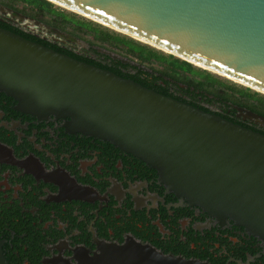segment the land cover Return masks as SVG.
Returning <instances> with one entry per match:
<instances>
[{
	"label": "water",
	"instance_id": "95a60500",
	"mask_svg": "<svg viewBox=\"0 0 264 264\" xmlns=\"http://www.w3.org/2000/svg\"><path fill=\"white\" fill-rule=\"evenodd\" d=\"M47 1L264 94V0ZM0 92L16 111L64 120L66 134L97 138L131 155L155 171L167 193L264 238V134L1 28ZM129 258L114 264H208L151 246ZM0 264H6L1 248Z\"/></svg>",
	"mask_w": 264,
	"mask_h": 264
},
{
	"label": "flooded vegetation",
	"instance_id": "af4514ba",
	"mask_svg": "<svg viewBox=\"0 0 264 264\" xmlns=\"http://www.w3.org/2000/svg\"><path fill=\"white\" fill-rule=\"evenodd\" d=\"M0 8L22 17L0 10V25L110 67L107 50L69 29L1 0ZM165 87L173 97L264 134V119L248 117V107L207 101L186 93L185 85ZM14 107L0 92V248L6 264H114L149 246L185 261L264 264L263 237L167 193L153 169L110 144L66 134L64 120L37 119Z\"/></svg>",
	"mask_w": 264,
	"mask_h": 264
},
{
	"label": "trees",
	"instance_id": "16d2710c",
	"mask_svg": "<svg viewBox=\"0 0 264 264\" xmlns=\"http://www.w3.org/2000/svg\"><path fill=\"white\" fill-rule=\"evenodd\" d=\"M1 1L3 4L10 7L20 5L22 7L21 12L27 11L33 15H47L50 23L59 29L68 28L72 33L89 34L94 41L100 42L101 48L104 50H106L104 48L105 46H109L114 51H119L123 55V57H121L120 55L115 54L116 56L128 61L129 63L135 61L138 66L136 67L130 64H122L119 60H113L107 57L104 59H107V62L110 65V67H108L100 64L99 62L78 59L74 56L68 55L73 59L95 65L120 78L129 79L132 82L139 83L142 86L156 91V93L183 103L186 102L168 94L167 87L165 86L179 88L181 85H185L186 93L192 94L197 92V95L202 97L205 96L204 99L207 101H228L236 106L248 107L255 112L264 114L263 94L253 91L246 86L245 88L239 87L219 80L204 69H200L199 67L179 60L171 55L163 54L147 44L139 41L136 42L126 36L106 30L102 28L101 25H98L88 19H81L75 16V14L62 11L56 8L53 4L49 3L47 0ZM0 28L11 33H15L24 39L35 41L49 47L35 38L27 37L20 32L8 29L6 26L0 25ZM89 43L93 44L91 41H89ZM49 49L64 54L56 48L49 47ZM152 62H156L159 68L156 69L155 67L146 65ZM144 66L147 67V71L142 69ZM122 70L126 72L132 71L133 74L121 75L119 74V71ZM153 84L157 87L153 86ZM186 104L197 107L191 103ZM202 110L206 111L205 109Z\"/></svg>",
	"mask_w": 264,
	"mask_h": 264
},
{
	"label": "rangeland",
	"instance_id": "374dc122",
	"mask_svg": "<svg viewBox=\"0 0 264 264\" xmlns=\"http://www.w3.org/2000/svg\"><path fill=\"white\" fill-rule=\"evenodd\" d=\"M56 8H58V9H60V10H62V11H65V12H69V13H72V12H70V11H67V10H65V9H63V8H61V7H58V6H56V5H54ZM17 8H20L21 10H22V7L20 6V5H17L16 6ZM24 12H27V11H24ZM72 14H75V13H72ZM75 16H77L78 18H83V19H87V18H85V17H81L80 15H77V14H75ZM40 18H41V20H45V21H48L49 23H50V20H49V17L47 16V15H40ZM89 20V19H88ZM91 21V20H90ZM92 22H94V21H92ZM94 23H96V22H94ZM98 24V23H97ZM98 25H101V24H98ZM102 26V25H101ZM102 28H104V29H106V30H109V31H111V32H114V33H116V34H120V33H117V32H115V31H113V30H111V29H109V28H106V27H104V26H102ZM68 29V28H67ZM73 34H75L76 36H78L82 41H91V42H93V44L95 45V46H97V47H99V49L101 48V44H100V42H97V41H94L93 39H92V37L89 35V34H81V33H73ZM120 35H122V34H120ZM124 36V35H123ZM106 50H107V52H109L111 55H114V56H116V55H120L121 57H123V55L121 54V52H119V51H114L113 49H111V47H109V46H105L104 47ZM155 49V48H154ZM112 50V51H111ZM158 51V50H157ZM160 52V51H159ZM116 54V55H115ZM163 54H165V53H163ZM133 64H136L135 63V61H133L132 62ZM146 65H150V66H152V67H155L156 69H158L159 68V66L156 64V62H152V63H150V64H146ZM195 66V65H194ZM145 67V66H144ZM197 67V66H196ZM145 68H147V67H145ZM200 68V67H199ZM201 69V68H200ZM206 71V70H205ZM207 72H209V71H207ZM209 74H211V75H213V76H215L216 78H218L219 80H222V81H224V82H227V83H229V84H234L235 86H239V87H243V86H241V85H239V84H237V83H234V82H232V81H230L229 79H225V78H222V77H220V76H218V75H215V74H213V73H210L209 72ZM245 88V87H244ZM253 91H255V90H253ZM227 92V91H226ZM259 93V92H258ZM260 94H262V93H260ZM264 95V94H263Z\"/></svg>",
	"mask_w": 264,
	"mask_h": 264
},
{
	"label": "bare ground",
	"instance_id": "6f19581e",
	"mask_svg": "<svg viewBox=\"0 0 264 264\" xmlns=\"http://www.w3.org/2000/svg\"><path fill=\"white\" fill-rule=\"evenodd\" d=\"M54 3V2H53ZM56 6H58V7H61V8H63V9H65V10H69V11H72V10H70L69 8H66V7H64V6H61V5H59V4H56V3H54ZM76 13V12H75ZM78 15H80V16H84V17H86V18H89V17H87V16H85V15H83V14H79V13H77ZM90 19V18H89ZM93 21H96V20H94V19H92ZM96 22H98V23H100L102 26H104V27H106V28H109V29H111V30H113V31H115V32H118V33H120V34H125V33H123V32H121V31H119V30H116V29H113V28H111V27H109V26H106V25H104V24H102V22H99V21H96ZM127 35V34H126ZM129 36V35H128ZM136 40L137 39H139V38H135ZM158 50H159V48H157ZM165 52V51H164ZM191 63H193L194 65H197L198 67H202V69H206V70H208L210 73H213V74H216V75H218V76H220V77H224V76H222V75H220V74H217V73H215V72H213V71H210L207 67H204L203 65H199V64H197V63H195V62H191ZM225 78V77H224ZM226 79H229V78H227L226 77ZM230 81H232V82H234V83H237V84H240L239 82H237V81H235V80H232V79H229ZM241 85V84H240Z\"/></svg>",
	"mask_w": 264,
	"mask_h": 264
}]
</instances>
